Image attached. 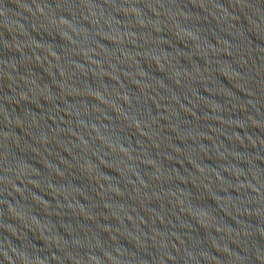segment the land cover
Listing matches in <instances>:
<instances>
[{
  "label": "water",
  "instance_id": "1",
  "mask_svg": "<svg viewBox=\"0 0 264 264\" xmlns=\"http://www.w3.org/2000/svg\"><path fill=\"white\" fill-rule=\"evenodd\" d=\"M0 264H264V0H0Z\"/></svg>",
  "mask_w": 264,
  "mask_h": 264
}]
</instances>
